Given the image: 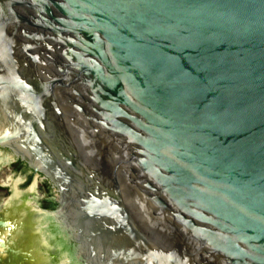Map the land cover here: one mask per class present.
Segmentation results:
<instances>
[{"label":"water","instance_id":"1","mask_svg":"<svg viewBox=\"0 0 264 264\" xmlns=\"http://www.w3.org/2000/svg\"><path fill=\"white\" fill-rule=\"evenodd\" d=\"M0 146L85 260L264 264V0H0Z\"/></svg>","mask_w":264,"mask_h":264},{"label":"bare ground","instance_id":"2","mask_svg":"<svg viewBox=\"0 0 264 264\" xmlns=\"http://www.w3.org/2000/svg\"><path fill=\"white\" fill-rule=\"evenodd\" d=\"M21 145L11 144L19 152ZM6 161L0 154V166ZM34 190L20 192L13 182L11 198L0 207V264H96L91 257L85 260L78 248L72 252L59 222L32 206L29 194Z\"/></svg>","mask_w":264,"mask_h":264},{"label":"rangeland","instance_id":"3","mask_svg":"<svg viewBox=\"0 0 264 264\" xmlns=\"http://www.w3.org/2000/svg\"><path fill=\"white\" fill-rule=\"evenodd\" d=\"M0 150L13 157L12 162L9 165H6L0 172V200L5 199L10 195L8 188L3 185V181L9 176H12L14 179H23V182L19 185L21 190H27L35 181H37V196L40 208L49 213H57L61 207V194L59 193V190L50 183L52 181H50L47 176L32 171V168H27L24 162L20 160L10 148H2L0 146ZM67 245L72 252H76L77 247L71 238L67 239Z\"/></svg>","mask_w":264,"mask_h":264},{"label":"flooded vegetation","instance_id":"4","mask_svg":"<svg viewBox=\"0 0 264 264\" xmlns=\"http://www.w3.org/2000/svg\"><path fill=\"white\" fill-rule=\"evenodd\" d=\"M23 140H24V138L23 139H21V140H19L20 142H21V149L22 150H20L21 152H19V151H16L14 148V150H15V152L16 153H19V154H21V155H23V156H26V157H31V154H30V152L28 151V148H27V146H26V144H23ZM24 148V149H23ZM0 154L1 155H3L5 158H7V161H6V163L5 164H3L2 166H0V172H1V170L6 166V165H9L11 162H12V159H13V157H12V155H9V154H7V153H5V152H3V151H1L0 150ZM19 159L20 160H22L20 157H19ZM23 162H24V164H25V166L27 167V168H31L30 166H29V164L26 162V161H24V160H22ZM36 161H38L37 160V158H34L33 159V163L36 165V166H38V164H37V162ZM38 168H40L39 166H38ZM33 169V168H32ZM32 171H36V170H32ZM36 172H39L40 174H42L43 176H44V173H42V172H40V171H36ZM49 178V177H48ZM50 179V178H49ZM50 181H52L51 179H50ZM49 181V182H50ZM13 182H15L16 183V187H17V189L20 191V192H28L29 190H31L32 188H34L35 190L33 191V193L32 194H29V198L32 200V206L38 211V212H42V213H45V214H50L51 216H53L54 218H55V220L57 221V222H59V224H60V228H61V230L63 231V233H64V236H65V244H66V246L70 249V247L67 245V239L68 238H71L69 235H68V232L66 231V229H65V227L63 226V224H62V222L60 221V215L62 214L61 212H62V209H63V202H64V198H63V200H62V207H61V209L57 212V213H49V212H46V211H44V210H42L41 208H40V206H39V202H38V196H37V192H38V187H37V181H35L34 183H33V185H31L27 190H21L20 188H19V185L23 182V179L22 178H18V179H14L12 176H9L6 180H4L3 181V185L4 186H6L7 188H8V190H9V192H10V195L8 196V197H6L5 199H2V200H0V207H2V204L5 202V201H7V200H9L10 198H11V196H12V194H13V191H12V183ZM52 185H54L58 190H59V187L58 186H56L53 182H50ZM59 193H60V190H59ZM71 250V249H70ZM77 250V249H76ZM88 264H91V263H88ZM92 264H93V262H92Z\"/></svg>","mask_w":264,"mask_h":264}]
</instances>
